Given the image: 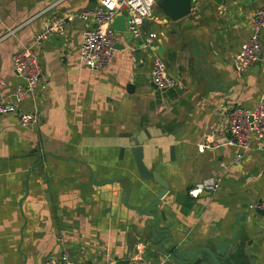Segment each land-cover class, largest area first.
<instances>
[{
	"label": "crops",
	"instance_id": "crops-1",
	"mask_svg": "<svg viewBox=\"0 0 264 264\" xmlns=\"http://www.w3.org/2000/svg\"><path fill=\"white\" fill-rule=\"evenodd\" d=\"M198 1L191 16L175 21L155 7L138 36L115 30L113 58L101 71L80 61L82 32L91 24L76 17L62 35L34 48L43 77L20 108L38 111L40 120L24 126L16 114L0 118V264H46L51 258L59 264H103L110 258L169 264L152 259L145 217L124 204L128 193L129 207H143L161 190L139 177L124 136L132 132H138L146 165L162 163L159 174L174 191L187 193L203 178H221L215 192L192 198L195 210L187 216L178 213L179 206L173 215L168 199L162 201L176 224L175 237L186 247L203 246L235 229V243L247 252L245 264H264V214L257 208L264 198V141L251 135L249 149L230 146L225 124L233 106L253 108L264 99V30L261 58L245 72L233 67L252 34L250 15L264 0L250 6L242 0ZM97 4L0 0L4 95L11 97L21 80L13 68L17 51L32 46L54 16ZM156 55L179 85L153 87ZM206 141L209 147H202ZM121 146L126 151L120 157Z\"/></svg>",
	"mask_w": 264,
	"mask_h": 264
},
{
	"label": "built area",
	"instance_id": "built-area-1",
	"mask_svg": "<svg viewBox=\"0 0 264 264\" xmlns=\"http://www.w3.org/2000/svg\"><path fill=\"white\" fill-rule=\"evenodd\" d=\"M156 0H98L95 7L83 9L75 14L66 16H54L49 25L39 32L32 46L23 48L13 55V68L21 79L13 89L11 97L4 95L6 82L0 76V118L10 113L16 114L20 123L24 126L35 125L40 120L38 111H22L20 108L28 97L36 92V88L43 77V67L36 46L48 40L52 35L63 34L65 23L77 18L87 25L81 36L79 45V58L81 63L89 70H104L115 52V30L110 27L113 18L117 14L126 13L127 30L134 36L140 34V29L145 20L154 16ZM252 34L244 41L233 61V67L237 72L248 71L256 63L261 55V33L264 30V2L255 8L249 18ZM150 81L156 89H168L179 85V81L173 78L167 71L164 60L156 55L151 63ZM226 129L229 132L227 144L240 149H249V137L255 136L259 141H264V99H260L253 108L235 105L225 115ZM202 147H209L208 141ZM241 158L236 155V162ZM221 184L220 176H209L194 183L187 191L190 198H198L203 193L215 192ZM257 208L264 214V198ZM67 259L61 256V261ZM46 264H59V260L51 258ZM103 264H117V260L106 259ZM141 264H147L141 262ZM164 264V262H159Z\"/></svg>",
	"mask_w": 264,
	"mask_h": 264
},
{
	"label": "water",
	"instance_id": "water-1",
	"mask_svg": "<svg viewBox=\"0 0 264 264\" xmlns=\"http://www.w3.org/2000/svg\"><path fill=\"white\" fill-rule=\"evenodd\" d=\"M52 1V0H51ZM213 3L221 4L222 0H211ZM198 0H157L156 7L164 15L171 20H178L183 17L192 15L193 7ZM110 27L114 30H127V15L121 13L116 15ZM161 48L158 53L161 54ZM261 58V55H260ZM131 141L129 150L133 157V161L141 179L155 182L161 187L145 206L129 207L127 204V196L124 204L128 208H132L140 215L145 217L147 225L144 226V234L148 243V253L153 257L164 258L169 264H245L247 252L239 249L243 243H235L236 230L234 229L230 237H226L220 241H210L205 245H197L186 247L183 238L175 237L176 224L174 220L167 217L168 210L161 207L162 201L167 198V206L171 208L173 215L174 206H179L178 213L187 216L190 211L195 210V202L184 191H174L169 187L168 182L160 174L162 163H157L153 168H149L144 161V148L139 143L138 132L125 133ZM126 151L125 146L119 149L120 157ZM174 146L169 147L170 160H174ZM122 178V177H120ZM127 179V177H124ZM114 180V179H112ZM116 180V179H115ZM130 185V183H129ZM170 214V213H169ZM172 215V214H171ZM130 259H118L117 264H129Z\"/></svg>",
	"mask_w": 264,
	"mask_h": 264
},
{
	"label": "rangeland",
	"instance_id": "rangeland-1",
	"mask_svg": "<svg viewBox=\"0 0 264 264\" xmlns=\"http://www.w3.org/2000/svg\"><path fill=\"white\" fill-rule=\"evenodd\" d=\"M157 1V0H156ZM243 3L248 4L249 6L257 2V0H242ZM156 5V4H155ZM202 11V10H201Z\"/></svg>",
	"mask_w": 264,
	"mask_h": 264
}]
</instances>
